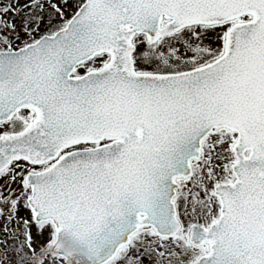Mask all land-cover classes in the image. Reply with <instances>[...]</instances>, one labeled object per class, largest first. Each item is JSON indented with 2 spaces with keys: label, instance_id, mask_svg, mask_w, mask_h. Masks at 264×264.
<instances>
[{
  "label": "snow or ice",
  "instance_id": "1",
  "mask_svg": "<svg viewBox=\"0 0 264 264\" xmlns=\"http://www.w3.org/2000/svg\"><path fill=\"white\" fill-rule=\"evenodd\" d=\"M0 264H264V0H0Z\"/></svg>",
  "mask_w": 264,
  "mask_h": 264
}]
</instances>
